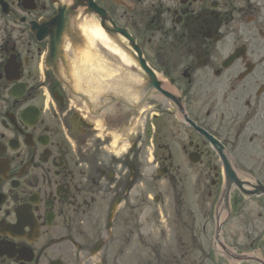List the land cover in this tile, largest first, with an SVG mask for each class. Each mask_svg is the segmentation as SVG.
Masks as SVG:
<instances>
[{"label": "flooded vegetation", "instance_id": "flooded-vegetation-1", "mask_svg": "<svg viewBox=\"0 0 264 264\" xmlns=\"http://www.w3.org/2000/svg\"><path fill=\"white\" fill-rule=\"evenodd\" d=\"M93 2L134 38L176 103L156 100L138 112L116 104L88 120L60 80L76 30L48 61L46 21L56 3L0 0V264H194L191 256L131 252L144 243L147 115L159 133L165 115L189 129L162 164L192 153L220 163L209 142L195 140L183 108L230 156L253 163L264 184V0ZM89 6L77 12L81 22ZM233 203L237 215L241 201Z\"/></svg>", "mask_w": 264, "mask_h": 264}, {"label": "rangeland", "instance_id": "rangeland-1", "mask_svg": "<svg viewBox=\"0 0 264 264\" xmlns=\"http://www.w3.org/2000/svg\"><path fill=\"white\" fill-rule=\"evenodd\" d=\"M160 119L163 123L166 122L165 129L169 128L173 135H168L166 132L161 134L160 142L169 147V149L162 147L163 150L157 148L156 140L154 149L150 147L149 138L145 139V146L148 148L146 149L144 188L147 195H151L155 200L150 201L147 198V214L144 229H142L144 243L132 249L131 252L142 253L143 256H194V264H241L222 257L220 252L213 249L216 223L212 213L216 200L213 202L207 198L206 188L209 187L213 178L209 175L208 166H194L188 161L178 164L173 162V169L167 176L163 178L158 176V166L152 162L151 152L154 153V157L162 158L164 154L167 155V152L172 150L173 146L181 147L183 142L186 143L189 136L187 130L177 126V123L169 116L165 115ZM197 139L195 137V140ZM149 158H151L150 162ZM251 168V163H243L242 169L238 167L241 177L250 182L255 178ZM262 177L264 178V171ZM179 200L182 204L176 202ZM177 204H179L178 211L185 209L188 205L194 209V216L197 218L193 217V221L190 222L194 225L193 229L190 223L189 226L182 223V220H186L185 215L180 218L175 214ZM242 205L240 214L235 219H231L223 229L226 243L231 248L240 247L239 245L245 248L260 238L264 241V205L253 200L245 201ZM203 209L211 210L207 213V218L205 212L203 217L198 214ZM161 211L164 213L163 216L159 215ZM203 238L206 245L202 244ZM258 247L260 249L258 251L244 250L243 253L264 256V242L259 243ZM212 255L215 259L211 257Z\"/></svg>", "mask_w": 264, "mask_h": 264}, {"label": "bare ground", "instance_id": "bare-ground-1", "mask_svg": "<svg viewBox=\"0 0 264 264\" xmlns=\"http://www.w3.org/2000/svg\"><path fill=\"white\" fill-rule=\"evenodd\" d=\"M79 28L86 39V47L81 52L80 66L77 69L82 77L80 87L85 88L94 81L103 83L125 81L130 85L134 82L138 84L142 82L144 78L142 71L106 35L95 20H86ZM109 62H112L111 66L108 65ZM130 72L138 78H134ZM221 210L222 221L227 213V200H224ZM217 248H219L218 244Z\"/></svg>", "mask_w": 264, "mask_h": 264}, {"label": "water", "instance_id": "water-1", "mask_svg": "<svg viewBox=\"0 0 264 264\" xmlns=\"http://www.w3.org/2000/svg\"><path fill=\"white\" fill-rule=\"evenodd\" d=\"M75 3H76V5L78 6V5H81L80 3H81V1H84V0H73ZM69 12V11H67L66 9H64V7H61L60 8V14L62 15V13L63 12ZM104 14V13H103ZM103 17H105L104 15H103ZM102 28L104 29V31L109 35V36H111L113 33L115 34H117V33H121L123 36H126V37H128L127 36V34L124 32V31H122V30H118V29H107L105 26H102ZM62 35V33H61V31L59 32V33H57V36L58 37H60ZM140 65H141V68L149 75V78H150V81H149V84L147 85V89H146V92L149 94L152 90H158V91H160V83L157 81V79H156V77H155V75L153 74V72L150 70V69H148L147 67H146V64H145V62L143 61V60H140Z\"/></svg>", "mask_w": 264, "mask_h": 264}]
</instances>
